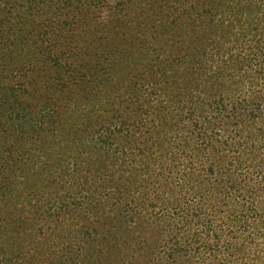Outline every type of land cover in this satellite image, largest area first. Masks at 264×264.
<instances>
[{"label":"trees","instance_id":"trees-1","mask_svg":"<svg viewBox=\"0 0 264 264\" xmlns=\"http://www.w3.org/2000/svg\"><path fill=\"white\" fill-rule=\"evenodd\" d=\"M56 262L264 264V0H0V264Z\"/></svg>","mask_w":264,"mask_h":264},{"label":"rangeland","instance_id":"rangeland-1","mask_svg":"<svg viewBox=\"0 0 264 264\" xmlns=\"http://www.w3.org/2000/svg\"><path fill=\"white\" fill-rule=\"evenodd\" d=\"M64 164L66 162L64 161ZM76 176H74L75 181ZM72 178L67 176L62 182L64 183L63 187H60L59 192H53L50 194L49 198L42 202V208L39 214L47 217V214H50L48 224L50 226H55L57 228L62 227V214L66 208H74L79 210V188L73 186L74 182ZM48 218V217H47ZM68 243H61L58 247L61 250H64L67 247ZM54 264H59L58 262ZM69 264V263H67Z\"/></svg>","mask_w":264,"mask_h":264}]
</instances>
